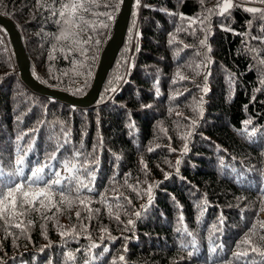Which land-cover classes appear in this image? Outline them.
<instances>
[{
  "label": "trees",
  "instance_id": "obj_1",
  "mask_svg": "<svg viewBox=\"0 0 264 264\" xmlns=\"http://www.w3.org/2000/svg\"><path fill=\"white\" fill-rule=\"evenodd\" d=\"M251 1L231 0L221 14L224 0H140L139 8L133 0L123 44L87 108L28 88L0 26V181L21 167L18 155L25 176L37 161L66 176L63 161L79 152L95 176L80 174L94 189L81 193L84 204L73 193L69 208L57 194L0 219V264H261L247 245L237 248L255 224L249 238L264 251V19L245 10L264 4ZM60 3L0 0V14L19 32L32 77L80 97L122 0L84 13L108 26L79 32V43L57 39Z\"/></svg>",
  "mask_w": 264,
  "mask_h": 264
},
{
  "label": "snow or ice",
  "instance_id": "obj_2",
  "mask_svg": "<svg viewBox=\"0 0 264 264\" xmlns=\"http://www.w3.org/2000/svg\"><path fill=\"white\" fill-rule=\"evenodd\" d=\"M37 2L40 4V0H37ZM259 2L264 4V0H259ZM97 3L98 0H61L60 8L53 12V15H55L58 11L60 20H58L57 23H61L63 26L60 36H58L57 39H71L73 43H79V32H84L89 27H91L93 31H95L97 28H107L108 25L106 21L101 20L98 23L97 21H89L85 19V16L83 15L84 13L92 12L93 7L97 5ZM136 5L139 8L140 0H136ZM231 7V0H224L221 6V14L226 12ZM245 10L250 13H260L261 18L264 19V10L262 9L247 8ZM100 15L105 16L107 21H111L113 19L112 15L108 12L102 13ZM181 18L183 19V17ZM73 29H79V31H73ZM90 40L91 37H89V41ZM89 41H84V43H88ZM171 42L172 41H169V43ZM97 43H99V41H97ZM201 44H204V41H201ZM136 51H139L138 47ZM262 63H264V61H262ZM181 79H183V77H181ZM115 90V88L110 89V91ZM193 124H195V121H193ZM149 150L151 151V149ZM187 150V145H185L184 151L187 152ZM80 155L81 153L75 152L72 158L65 159L63 161V168L65 172L69 174L66 176H62L60 171H55L53 165L49 163L41 164L39 161L36 162L35 167L30 169V175L25 176L23 167L25 164V158L18 155L16 164L21 165V167H19L14 173H10L9 179L0 181V219H3L7 224L8 220L12 217L24 214L18 211L19 208H24L25 205L31 207L37 201H39L41 206H44L45 200L51 201L53 196L57 194L60 197L59 203L66 204L69 208L73 205V193L75 194L74 198L78 200L80 204H84L88 197H82L81 193L84 190H87L89 193L94 191V189L89 186V183L95 179V176L94 173L89 169L87 157H85L83 163L77 162ZM55 158V154H53L51 159ZM177 164H179V161H177ZM145 167L147 166L145 165ZM46 168L49 170L47 173H45ZM81 172L91 178L89 183H85V181L80 178ZM0 175H2V173H0ZM167 178V174H165V179ZM151 193L152 186L150 185L147 189L149 203L152 200ZM101 202H104L103 198ZM110 207L111 206H109V208ZM32 210L35 209L33 208ZM89 211L91 210L89 209ZM96 211L99 212V209ZM261 211H264V208H261ZM76 215L79 217L80 213L77 212ZM135 215L139 217L140 212H136ZM116 219L119 220L118 215L116 216ZM128 224H133V221L129 220ZM15 226L19 228L20 224H16ZM261 226L264 227V223H262ZM255 231L256 225L254 224L249 230V233L245 234V238L237 244V248L247 245L251 252L258 253L262 258H264V251H260L259 247L253 245L251 239L249 238V235L254 234ZM260 239L264 240V236H261ZM90 247L94 248L97 247V245L93 244L90 245ZM248 249H245L243 252L234 253V260H241V258L247 257L249 254ZM105 251H107V249H105ZM212 251L215 252V248H213ZM189 255H191V253H189ZM72 258V255L69 254V259ZM120 260L123 261L124 257L121 256ZM229 264H232V262L229 261ZM261 264H264V259H262Z\"/></svg>",
  "mask_w": 264,
  "mask_h": 264
},
{
  "label": "water",
  "instance_id": "obj_3",
  "mask_svg": "<svg viewBox=\"0 0 264 264\" xmlns=\"http://www.w3.org/2000/svg\"><path fill=\"white\" fill-rule=\"evenodd\" d=\"M132 2L133 0H122V5L114 24L113 34L102 50L92 86L85 95L80 97H76L59 90L49 89L37 82L32 77L29 69V59L27 57L26 50L23 46L19 32L15 28V25L12 21L0 14V26L4 28L8 35L21 81L28 88L38 94L50 97L59 102H64L77 108H87L94 105L104 84L106 76L114 63L119 49L123 44L132 8Z\"/></svg>",
  "mask_w": 264,
  "mask_h": 264
},
{
  "label": "rangeland",
  "instance_id": "obj_4",
  "mask_svg": "<svg viewBox=\"0 0 264 264\" xmlns=\"http://www.w3.org/2000/svg\"><path fill=\"white\" fill-rule=\"evenodd\" d=\"M250 3H252V1L251 0H248ZM253 4V3H252Z\"/></svg>",
  "mask_w": 264,
  "mask_h": 264
}]
</instances>
